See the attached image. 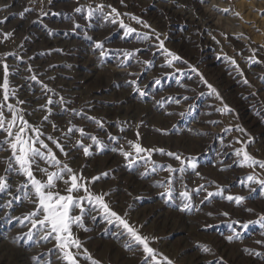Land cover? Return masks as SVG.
I'll return each instance as SVG.
<instances>
[{
	"label": "rangeland",
	"instance_id": "obj_1",
	"mask_svg": "<svg viewBox=\"0 0 264 264\" xmlns=\"http://www.w3.org/2000/svg\"><path fill=\"white\" fill-rule=\"evenodd\" d=\"M5 3L10 7L7 11H0V18L7 15L8 19L0 25V30L13 31L14 35L0 43V53L16 51L24 57L23 61L9 57L8 63L19 68V74L10 75L9 79L12 87L22 85L17 94L20 99L28 101L27 105L22 106L30 113L26 119L42 124L46 134H53L62 140L61 134L71 120L77 127H84L86 132L97 135L105 144L102 151L93 148L94 154L90 157H84L82 149H72L70 153L75 158L72 166L82 167L86 177L111 170L107 178L93 186V191H109L111 202L118 204L116 210L122 212L127 209L131 221L138 226L143 225L144 233L159 237L152 246L169 256L174 264H208L209 261L217 264L220 256L227 264H264V257L250 256L244 251L246 247L264 250L255 244L257 239L262 238L264 229L255 223L247 229L233 226V219L256 217L245 212L243 206L237 207L224 199L229 192L248 193V189L239 181L249 169L239 167L233 154L234 148L240 147L236 138L246 139L244 133L236 131L237 125L254 138L255 143L249 146V151L257 158L264 159V79H261L264 64H250L246 59L251 55L252 48L264 44V12L260 11L264 10V0H208L204 4L200 0H124L123 4L120 0H53L51 5H47L45 0L50 14L43 17L42 22L37 20V12L26 14L24 18L17 15L22 7L33 6L29 5L28 0H0V7ZM99 3L110 4L121 14L131 13L147 21L151 29L162 34L165 47L188 61V64L177 61L170 68L165 63L163 53L156 47L158 42L155 37L148 41L138 38L136 33L125 37L119 22H106L100 13L87 19L86 11L76 13L73 10L81 4L94 6ZM213 5L219 9L231 6L241 12L243 18L231 12L225 14L218 11ZM34 7L38 9L39 3ZM107 11L110 9L106 7ZM121 19L138 32L151 31L127 15H122ZM74 24L80 25L75 32L71 30ZM239 33L244 35L240 36ZM98 39L104 40L105 48L109 50L105 57H101L99 50L94 48V42ZM0 40H3L2 36ZM21 43L23 47H20ZM125 49L140 51L130 64L125 61L121 65L122 50ZM225 55L237 61L244 76L224 58ZM257 56L264 60V49H260ZM144 60L151 61V64L145 66ZM28 63L32 64L41 80L71 101L70 107L77 112L83 110L81 115H75L63 111L60 105L54 106L50 119L58 125L59 131L52 129L51 122L41 121L43 113L40 111L31 114L45 100L40 85L25 79L29 75L26 72ZM188 65H194L203 74L220 98L208 94L206 86L196 73L190 71ZM177 68L183 69L184 74L176 72ZM129 72L135 73L136 77L129 76ZM137 77L145 88L146 96L141 97L126 83ZM2 78L0 68V82ZM244 78L249 80V84L243 83ZM155 79H160L161 84L156 85ZM185 96L189 97L187 101L183 100ZM169 97L180 99V105L172 103ZM157 100L161 103L157 104ZM224 104L232 111H217ZM182 111L187 113L183 118L178 115ZM169 112L174 114L167 115ZM89 116L103 120L104 127H98L87 118ZM229 127L230 131L224 130ZM159 128L168 129V134L156 131ZM137 131L143 147L163 148L165 152L196 157L201 176H196L190 168L183 173V184L189 190L204 184L208 190L215 191L218 184L225 191L203 204L200 200L204 193H193L196 207L191 212H181L182 200L178 195L181 190L180 174H175L174 199L165 203L159 195L163 189L157 181H165L168 175L166 170L158 167L156 173L142 176L143 161L129 168L123 156L118 151H112L121 145L127 149V141H135ZM109 133L119 139H109ZM77 138L78 132L71 137L72 141ZM89 143L91 141L85 138V144ZM4 148L6 145L0 148V157L8 155ZM57 154L60 155L58 151ZM152 160L165 168L168 164L179 166L178 161L159 151L152 153ZM4 167L0 163V174H3ZM212 181L217 183L213 184ZM4 199L7 197L0 196V203ZM245 204L257 213L264 211V197L259 189ZM128 205L131 207L128 208ZM31 207L16 204V211L12 214L19 215ZM5 211L10 210L0 208V248L3 245L0 264H15L19 253L27 255L32 264H37L32 260L33 256L51 259L55 264V254L48 252L52 243L39 240V233L34 241L25 239L17 242L12 239L17 233L26 232L29 225L9 222ZM223 211L230 212L231 216L218 214ZM75 212L78 214L79 210ZM209 212L213 215H207ZM91 215L85 213L84 217L88 232L82 229L74 231L95 259L101 264H142V252L138 248L134 246L130 251L124 247L129 237L126 233L119 235L122 229L105 224L99 216L92 220ZM205 224L213 227L205 228ZM233 227L240 231L241 239L229 243L225 237L232 233ZM4 236L8 239H3ZM202 244H208L213 252L204 253L200 247ZM82 264L90 262L82 261Z\"/></svg>",
	"mask_w": 264,
	"mask_h": 264
},
{
	"label": "snow or ice",
	"instance_id": "obj_2",
	"mask_svg": "<svg viewBox=\"0 0 264 264\" xmlns=\"http://www.w3.org/2000/svg\"><path fill=\"white\" fill-rule=\"evenodd\" d=\"M39 3L40 7L37 9L34 7L36 3ZM121 4L124 0H120ZM208 0H200L201 4L207 3ZM29 5L24 6L17 15L24 18L26 14L37 12V20L42 22V18L50 14V9L45 6V0H28ZM47 5H51L53 0H46ZM10 7L5 3L0 7V11H7ZM110 11L105 12V8ZM218 11L225 14L232 13L238 18H243L241 12L235 11L231 6L223 9H219L217 5H213ZM76 13H82L86 11V18L91 19L96 13H100L106 22L116 24L119 22L120 27L124 30V36L128 37L133 33L137 34V37L145 41L151 40L155 37L158 42L156 47L158 51H161L165 57V63L168 67H173L174 62H182L188 64V61L184 60L181 56L165 47L164 39H161V33L155 29H151V25L147 21L142 20L140 17L131 13L121 14L112 5H105L103 3L78 5L74 9ZM264 12V10H260ZM58 15L59 13H53ZM122 15H127L131 20H134L137 24H140L145 29H151L150 32H138L136 28L124 23L121 19ZM8 19L7 15L0 18V25ZM47 27V25H45ZM80 27L79 24H74L71 29L75 32ZM51 34V31L49 32ZM13 31L0 30V36L3 40H8L13 37ZM238 35L243 36L244 33ZM92 39V37H88ZM215 39V37H213ZM20 47H23L21 43ZM94 48L99 50L101 57H105L109 54V50L105 48L104 40H95ZM260 49H264V44L259 48H252L251 55L246 59L250 64H264V60L258 58L257 53ZM140 49H134L133 51L122 50L123 60L121 65L125 61L131 63V59ZM12 57L17 61H23L24 57L18 52H4L0 53V68H2L3 78L0 82V148L6 145L4 151L8 152L7 156L0 157V163L4 164L3 174H0V196H6L7 199L0 203V208L7 209L5 211V217L11 221H15L17 225L27 227L26 232L17 233L12 239L14 241L28 240L34 241L37 233H39V240L52 243V247L48 249L49 253L55 254V264H82V261L90 262V264H101V261L95 259L89 249L84 246L83 241L76 234L75 230L82 229L84 232H88L89 229L85 226L84 217L85 213L91 215L92 220H96L99 216L103 222L107 225H116L123 231L119 235L127 234L129 240L125 242L124 247L128 250H133L135 246L142 252V264H174V261L164 253L160 252L156 247L152 245L160 238L146 234L142 231L143 225H137L131 221L129 212L127 209L122 212L117 211L118 204H113L110 200L111 193L109 191H93V186L103 178H107L111 170L100 172L98 175L86 177L83 172V168H74L72 162L74 157L70 155L72 149H82L84 157H90L93 153V148L96 151H102L105 148L104 142L97 136L86 132L84 127H77L68 121V127L60 137L53 134H46L42 127V124L36 122H30L26 119V116L30 113L27 112L26 107H22L28 104V101L20 99L18 96L19 88L22 87L10 86V75L19 74V68L13 67L8 63V58ZM225 59L229 60L240 73L244 76L243 70L240 68L237 61L225 55ZM31 59V58H29ZM143 64L148 66L151 61L144 60ZM191 72L196 73L199 76L200 82H202L208 89L209 95H215L219 97V93L203 76L202 73L194 65H188ZM26 72L29 73L25 79L35 81L41 87L42 95L45 102L37 105V109H34L31 114H35V111L43 113L41 117L42 122H51V127L54 131H59L58 125L51 121L53 115L54 106L60 105L65 112L73 113L75 115H81V112H77L75 108L70 107L71 101L66 100L63 95H60L56 90L41 80L38 74L34 71L31 63H28ZM176 72L181 75L184 74L183 69H176ZM129 76L136 77L135 73H128ZM264 79V76L261 77ZM126 83L130 84L133 91L137 92L141 97L146 96L145 88L139 83V78H133ZM156 85L161 84L160 79H155ZM244 84H249L247 78L243 79ZM204 95V93H201ZM164 98H161L163 100ZM169 100L176 105H180L181 100L175 97H169ZM189 97H183L184 101H187ZM222 99V98H221ZM157 104L161 101L157 100ZM219 112H231L232 109L224 104L222 108H218ZM174 113H167V115H173ZM187 113L179 112L178 115L183 118ZM89 120L97 124L98 127L103 128V120L97 119L95 116L87 117ZM215 123V121H212ZM173 127H175L173 125ZM230 131L231 127L224 129ZM123 131V128H121ZM158 132L168 134V129L159 128ZM236 131L245 134L246 139L241 140L236 138V143L240 147L234 148V156L237 158L236 163L241 168H248L249 172L239 181V183L248 189L247 195L233 194L229 192L224 197L227 201L234 203L237 207L243 206V210L247 213L253 214L256 218L249 220H241L239 218L233 219L231 224L233 226H239L241 229H247L251 224H259L264 229V211L257 213L252 207L246 206L245 202L252 197V194L259 189L260 195L264 197V159L257 158L249 151V146L255 143L254 138L248 135L246 130L240 126H236ZM79 133V138L72 141L71 137L75 133ZM109 139L118 140L119 137L108 134ZM137 139L135 141H127V149L123 145L113 148L112 151H118L127 162L129 168L133 167L140 161L144 162V171L142 176H147L149 173H156L157 168L166 170L168 175L165 181H157V184L163 190L159 195L164 199L165 203H168L174 199V188L177 182L175 174H180L178 179L181 183V190L178 195L182 200V204L179 208L181 212H191L194 207L193 193H204L200 203L212 199L215 196L221 195L225 188L218 185L215 191H210L204 184H199L195 189L189 190L187 186L183 184V173L186 169L190 168L195 171V175L200 177L201 173L197 170L198 164L195 156H183L180 153L167 151L163 148L154 149L143 147L139 142V132L136 133ZM85 138L89 139L91 143L85 144ZM55 149V150H54ZM57 151L60 155L57 154ZM159 151L161 154L172 157L175 161L179 162V166H173L168 164L165 168L163 165H157L156 161L152 160V153ZM230 167V165H229ZM216 184V181H212ZM15 189V190H13ZM130 195V194H129ZM20 204L31 205L30 210L21 212L19 215H13L12 212L16 211L15 205ZM131 205H128L130 208ZM78 209V214L75 210ZM199 211V208H196ZM224 217H230L231 213L223 211L218 213ZM207 215H213L209 212ZM205 228H211L213 225L205 224ZM262 238L257 239L255 244L264 249V233L261 234ZM8 239L7 236L2 237ZM241 239V233L233 227L232 233L225 237L229 243L234 240ZM201 250L204 253H212L213 249L208 244L200 245ZM250 256L264 257V250H257L255 247L245 248ZM33 261L37 264H53L51 259H41L36 256L32 257ZM211 264V261L208 262ZM217 264H227L223 256L218 257Z\"/></svg>",
	"mask_w": 264,
	"mask_h": 264
},
{
	"label": "bare ground",
	"instance_id": "obj_3",
	"mask_svg": "<svg viewBox=\"0 0 264 264\" xmlns=\"http://www.w3.org/2000/svg\"><path fill=\"white\" fill-rule=\"evenodd\" d=\"M0 249L3 250V245L1 246ZM4 249H5V247H4ZM17 255H18V258H17L18 260H17V262H15V264H32V261L30 260V258L27 255L25 256V254H23V253H19ZM2 256L4 257V252H3Z\"/></svg>",
	"mask_w": 264,
	"mask_h": 264
}]
</instances>
